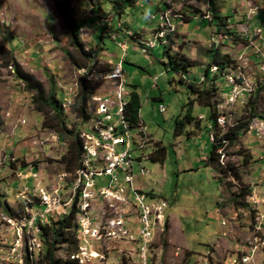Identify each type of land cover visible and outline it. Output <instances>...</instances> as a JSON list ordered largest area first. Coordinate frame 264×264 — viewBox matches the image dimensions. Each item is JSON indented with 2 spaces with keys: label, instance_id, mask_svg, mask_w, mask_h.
Returning a JSON list of instances; mask_svg holds the SVG:
<instances>
[{
  "label": "rangeland",
  "instance_id": "1",
  "mask_svg": "<svg viewBox=\"0 0 264 264\" xmlns=\"http://www.w3.org/2000/svg\"><path fill=\"white\" fill-rule=\"evenodd\" d=\"M114 1L70 2L80 39L93 57L88 60L71 45L54 0H0V264H25L27 252L37 260L42 247L38 224L59 220L78 194V254L87 250L83 264H143L142 254L147 256L145 264H245L256 245L250 264H264V237L255 230L264 217V0H173L163 15L157 11L162 0H139L122 16L125 24L119 28ZM95 8L104 22L98 26L96 18L89 19ZM210 10L220 14L226 26L218 19L211 24L216 18ZM163 17L168 18L160 30L165 37L158 35L153 48ZM217 28L222 37L215 42ZM119 30L126 32L125 38ZM214 46L230 60L214 84L218 92L211 104L220 114L218 123L210 120V109L193 103L197 126L187 125L184 134L176 136L175 121L184 118L185 106L195 96L188 85L205 77ZM164 51L184 54L197 66L186 76L168 71ZM11 58L43 83L47 96L56 95L68 133L43 127L44 115L35 109L33 92L8 65ZM119 62L128 99L133 85L138 88L147 145L139 150L133 144L131 154L142 157L135 160V181L126 183L124 171H119V186L113 190L118 198L92 200L108 187L110 177L96 178V188L86 192L88 182H80L76 192L79 170L68 171L64 158L71 162L74 134L77 137L79 130L85 143L84 134H91L101 118L97 98L113 94L115 82L109 77ZM210 73L216 74L217 68ZM82 83L91 92L89 121L77 114ZM160 106H165L164 113ZM248 118L250 131L220 151L219 161L205 166L212 144ZM138 134L145 142L139 130L131 131L135 139ZM88 156L84 152L85 163ZM135 187L143 190L134 194ZM90 214L92 229L100 230V236L84 243L80 240ZM112 220L123 222L130 238L109 237L104 228ZM143 223L150 230L148 238L139 234ZM62 248L57 256L66 259L73 248Z\"/></svg>",
  "mask_w": 264,
  "mask_h": 264
},
{
  "label": "trees",
  "instance_id": "2",
  "mask_svg": "<svg viewBox=\"0 0 264 264\" xmlns=\"http://www.w3.org/2000/svg\"><path fill=\"white\" fill-rule=\"evenodd\" d=\"M71 1L72 0H54L56 8L65 19L66 27L70 33L71 45L80 51L84 57L88 58V60H92V54L85 50L84 44L80 39V28L76 26L72 16L70 15ZM115 2L118 4L113 6V11L116 16L122 17L129 7L136 5L137 0H116L114 3ZM211 16L212 19L216 18L215 21H210L211 24H214L219 20L221 25L226 26L224 22H221L223 19L221 16H215L213 14H211ZM189 22H191V20L186 19V23ZM216 27H219V24L216 25ZM209 53L211 55V62L206 68L205 77H203V79H195L193 84L190 83L188 85V88L195 96L193 100H190V102L185 106L187 107V114L184 115V118L180 116L175 121L176 136H182L187 125L195 124V126H197L196 118L193 115V103H199L201 106L210 109V120L212 123L217 124L218 119L220 118V114L216 109L214 110L215 104H211L216 92H218V89L214 84L220 80L223 71L229 68L228 64L230 63V60L228 59L229 57L227 55L221 57L219 49L215 48V46L214 49H212ZM164 57L167 59V62L164 63L167 67V70L180 73L182 75H190V70L197 66L195 62L188 60V58H186L185 55L181 53L171 56L168 51H164ZM9 61L10 62L8 65L13 66L16 77L25 84L27 91L33 92V104L35 109L39 113H42L45 118L43 127L53 130L58 134H64V132L68 133L69 130L67 129L64 119L65 111L61 102L57 100L56 95L52 94L47 96L43 83L38 81L34 75L26 72L22 68L21 64L14 58H11ZM214 67L217 68V73L211 74L210 71ZM199 84L201 86H199ZM81 85L82 89L80 91L81 93L79 94L80 104L77 108V114L83 121H89L91 116L88 112V101L91 96V92L89 88H87L83 83ZM133 88L134 90L130 94L128 104L125 109V116L130 127L133 130H136L142 126L140 117L142 105L141 97L137 92V86H133ZM252 118H256V116L253 115ZM249 119L250 118H248L246 122L238 123L233 128H230V130L222 138H220L219 144H212L213 149L205 166L211 164V162L219 161L222 155L219 154L220 151H224L227 146L234 145L243 135L250 131L251 119ZM77 133L78 136L75 137L76 135L74 134L75 141L71 144L69 149L71 153V162L68 164V156L64 158L66 167H71V169L69 168L70 170L68 171L80 170L83 167L82 161L84 154V143L80 139L79 130ZM159 153L160 151L158 154ZM251 193L252 190L247 192L244 198L249 197ZM78 200L79 194L70 207L69 212L53 224L45 226L38 224L42 247L39 252L38 259L35 261L33 260V255L27 252L25 264H80L78 259H72V256L78 254L79 251L76 224L77 215L79 214L77 207L79 202ZM64 246L73 248V252H68V257L66 259H62L57 256V253L61 251L63 249L62 247Z\"/></svg>",
  "mask_w": 264,
  "mask_h": 264
},
{
  "label": "built area",
  "instance_id": "3",
  "mask_svg": "<svg viewBox=\"0 0 264 264\" xmlns=\"http://www.w3.org/2000/svg\"><path fill=\"white\" fill-rule=\"evenodd\" d=\"M173 30L175 29L173 28ZM156 32L157 34L155 35V40L151 41L154 46H156V41H158V35H163L160 32V26ZM216 40L218 39L216 38ZM126 49H124V51H126ZM84 73H87V71L82 72V74ZM109 79L114 80L115 90L112 92L113 94H105L99 98L96 97L97 107L101 110V118H98L94 122L91 134H84V137L87 138L86 142H83L84 152H89V157H92V164H85V160L82 161L83 167L79 170L78 180L76 181V192L77 185L80 184V182H88V189H85L86 192L87 190H94L96 188V178L110 177V187L100 189L98 194L94 195L92 200L99 198L100 196L110 201L111 198H118V196H115V193L113 192V190L119 186V180L117 178L118 170H125L126 183L132 184L133 181L130 180V173H132L133 162H135L134 156L131 154L133 144L137 145L139 150H142L147 145L139 139V134L137 139L132 137L131 131L133 129L126 120L125 109L128 104L129 95L126 93V79L124 77L123 62H120L119 65H117L115 72L112 73ZM164 107L165 106H160V110H163ZM136 130H145V127L143 125L142 129ZM99 145L112 146V153L96 154V147ZM120 147L123 149L122 151H120ZM93 165L100 167L101 169H93ZM85 192L81 193L82 196L85 195ZM121 192H124V190H121ZM133 192L135 194L134 189ZM38 216L41 218L45 217L44 214H38ZM91 216L92 215L90 214V222H84V233L80 240L84 243L88 242L89 237L98 239L100 236V230L92 229ZM122 226L123 222L112 220L109 222L108 227L104 229L107 231L109 237L130 238L128 230L124 229ZM143 226L145 228L143 227L139 234L148 238V228L145 223H143ZM255 230L259 236L264 237V217L255 226ZM257 249L258 246H254V254L245 264H250L253 261L257 253ZM86 251L87 250L82 249V253H79L76 256V259H78L82 264L84 262L83 258L86 257L84 254ZM93 253V255H97L95 252ZM98 256L101 260L106 259L104 256L97 255V257ZM140 259V263L145 264L147 256L142 254Z\"/></svg>",
  "mask_w": 264,
  "mask_h": 264
},
{
  "label": "crops",
  "instance_id": "4",
  "mask_svg": "<svg viewBox=\"0 0 264 264\" xmlns=\"http://www.w3.org/2000/svg\"><path fill=\"white\" fill-rule=\"evenodd\" d=\"M212 2L211 3H213V2H215L216 0H211ZM173 2V0H168V1H166V0H162V1H160L159 3H157V11L158 12H160V13H162V15L164 14V13H166L168 10H170V6L169 5H171V3ZM138 3H139V0H137V3H136V5H138ZM136 5H134V6H136ZM205 7H211L212 8V10L214 9V7H212V6H210V5H207V6H205ZM99 12H98V9L97 8H95L94 10H93V16L91 17V18H89V19H95L96 20V24H97V26L98 25H100V24H103L104 22H103V20H101L102 21V23L100 22V17H99V14H98ZM210 13L211 14H213V11L211 12V10H210ZM215 13V12H214ZM216 15H218V16H220V14H217L216 13ZM215 15V16H216ZM169 16V15H168ZM260 17H261V19H262V17H263V15H259ZM193 17V16H192ZM117 18H119V24H118V28H119V26H121V24H122V22H123V20H122V17H117ZM164 18V17H163ZM190 18V17H189ZM162 19V18H161ZM168 19V18H167ZM191 19V18H190ZM114 20V19H113ZM115 21V20H114ZM167 22H168V20H166ZM124 23V22H123ZM125 24V23H124ZM233 26V25H232ZM162 27H164V24H163V26H160V30L162 29ZM127 28V27H126ZM221 30V29H220ZM120 31V33H122V35L124 36V38H125V35L123 34V33H126V32H122V30H119ZM163 31H164V29H163ZM214 31H216L215 29H214ZM219 28H217V31L215 32V34H219ZM162 34V33H161ZM138 35V34H137ZM159 36H161L160 38H163V37H165V35L164 36H162V35H159ZM127 37V36H126ZM222 37V35L221 34H219V37H217V39L218 40H220V38ZM119 38H117V40H118ZM218 40H216V42L218 41ZM120 42V41H119ZM142 44V43H141ZM144 45V44H143ZM148 45V43L145 45V46H147ZM155 46L153 45V48H154ZM122 61V60H121ZM126 62V61H125ZM111 63H113V62H111ZM120 63V62H119ZM181 76H186V75H182L181 74ZM134 86V85H133ZM162 100V99H161ZM143 124V123H142ZM144 125V124H143ZM144 127H145V125H144ZM145 129H146V127H145ZM134 160H139V161H141L142 160V157H134ZM161 160H163V159H160V160H157V159H153V161H160L161 162ZM134 164H135V162H133V167H132V172H133V174H134ZM144 176H146V175H144ZM142 177V176H141ZM143 178V177H142ZM110 181V180H109ZM135 181V177H134V180H133V182ZM108 187H110V183H109V185H108ZM108 187H106V188H108ZM137 190H143L142 188H137V187H135V191H137Z\"/></svg>",
  "mask_w": 264,
  "mask_h": 264
},
{
  "label": "bare ground",
  "instance_id": "5",
  "mask_svg": "<svg viewBox=\"0 0 264 264\" xmlns=\"http://www.w3.org/2000/svg\"><path fill=\"white\" fill-rule=\"evenodd\" d=\"M162 21H163V23L161 24V26H163V24H164V22L167 20V18L166 17H164V18H162L161 19ZM161 37V36H160ZM158 38H159V36H158ZM162 113H164L165 111H166V108L164 107V109L163 110H160ZM101 114V113H100ZM143 128V127H142ZM142 128H140V129H142ZM141 132V137H143V134L145 135V142H143L144 144H146L147 143V139H148V135H146V133H145V130H141L140 131ZM100 149H107V153H112V146H107V145H99V146H97L96 147V154H99V151H100ZM101 154V153H100ZM85 164H92V157H89L88 156V161H87V163H85ZM119 171H124L123 173H125V170H118V172ZM125 175V174H124ZM130 180H134V174H133V172L132 173H130ZM149 235H150V230H149V228H148V237H149ZM151 237V236H150Z\"/></svg>",
  "mask_w": 264,
  "mask_h": 264
},
{
  "label": "clouds",
  "instance_id": "6",
  "mask_svg": "<svg viewBox=\"0 0 264 264\" xmlns=\"http://www.w3.org/2000/svg\"><path fill=\"white\" fill-rule=\"evenodd\" d=\"M148 17H149V13L148 12H145L144 18L147 19Z\"/></svg>",
  "mask_w": 264,
  "mask_h": 264
}]
</instances>
